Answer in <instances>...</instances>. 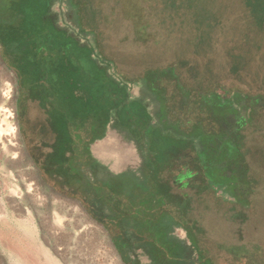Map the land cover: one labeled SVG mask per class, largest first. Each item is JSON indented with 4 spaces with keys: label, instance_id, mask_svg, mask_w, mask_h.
Wrapping results in <instances>:
<instances>
[{
    "label": "rangeland",
    "instance_id": "rangeland-1",
    "mask_svg": "<svg viewBox=\"0 0 264 264\" xmlns=\"http://www.w3.org/2000/svg\"><path fill=\"white\" fill-rule=\"evenodd\" d=\"M255 2L264 5V0H54L47 8L44 0H0V26L8 28H1L0 32V72L13 92L11 107L17 123L18 141L24 148L21 151L18 141L11 135L8 126L11 118L0 111V197L4 198L10 189L29 188L27 191L40 192L49 199L55 198L54 193L76 200L104 229L105 239L121 263L141 264L136 261L135 252L144 248H125L119 239V226L111 224L120 217V195L107 190L105 194L109 200L105 204L84 186V181L92 182L95 176L89 166L82 167V171L65 167L61 170V166L47 165L44 161L48 150L37 143L50 142L53 135L46 133V122L35 105L27 106V114H23V94L34 71L18 70V57L22 59V55L19 51L15 57L9 53L7 35L23 32L31 38L60 27L76 36L80 31L90 33L82 40L95 46L97 56L108 61L112 77L126 85L129 93L137 92L138 96L144 97L142 99L155 103L160 102L161 89H166L168 94L175 92L174 102L178 101L177 93L190 96L194 106L199 108L195 119L207 125L211 119L220 123L222 113L215 108V102L223 100L224 104L232 105L237 114L243 111V115L248 114L251 119L243 136L251 133L255 143L263 144L264 12L259 16L256 14L260 8L257 9ZM70 13L72 21L66 18ZM50 15H53L54 25L47 18ZM73 20L80 21L81 27ZM143 73L147 78L154 77V73L160 74L163 80L157 81L150 92L147 82L141 78ZM119 112L124 111L118 109L116 113ZM92 120L88 110L81 111L76 122L80 133L88 131ZM121 126L117 121L105 135L89 142L90 155L98 157L103 166L96 175H102L106 170H126L125 166H114L105 157L110 154H114L111 159L120 157L121 148L126 145L123 135H120ZM31 128L45 133L25 135L24 131ZM215 128L219 129L218 126ZM107 137L111 139L110 146L103 144ZM225 146L230 152L231 145L226 143ZM133 154L135 158L134 149ZM80 155L74 156L82 160ZM83 160H86L85 156ZM55 169L64 171L58 175L54 173ZM249 170L246 187L250 190V197L241 205L235 198L216 202L219 197L213 189L197 193L205 180L203 173L198 174L202 183L193 184L182 194L173 191V170L169 169L165 174L167 207L180 206L185 213L181 216L184 221L190 215L199 217L198 213L202 212L204 221L215 218L220 222L218 225H222L217 235L209 234L204 238L209 253L217 252L225 243L238 247L248 242V245L264 248V158L253 160ZM210 175L209 181L221 185V178ZM195 196H201L200 201ZM7 213L9 222H2L0 216V232L5 238L3 240L0 236V264H16L15 259L20 264H91V261L96 262L92 264H109L111 260L108 253L99 254L101 245L98 241L84 243L81 239L71 240L69 227L58 233L54 224L43 223L44 226L31 216V227L25 232L17 226V220L23 219V214L9 208ZM197 222H200L198 218ZM187 233L179 225L172 230L174 237L185 244L183 254L196 258L197 251ZM23 244L26 247L20 250Z\"/></svg>",
    "mask_w": 264,
    "mask_h": 264
},
{
    "label": "crops",
    "instance_id": "crops-1",
    "mask_svg": "<svg viewBox=\"0 0 264 264\" xmlns=\"http://www.w3.org/2000/svg\"><path fill=\"white\" fill-rule=\"evenodd\" d=\"M53 3L54 0H44L47 8ZM47 18L54 25L53 15ZM66 18L72 21L73 15L67 14ZM73 22L75 21L73 20ZM75 24L81 27L80 21H76ZM5 27L7 28L6 25L0 26V32L1 28L3 30ZM79 33L80 37L60 27L58 30H48L45 34L31 38H28L23 32L16 33L15 36L7 35L6 45H9V53L15 57L19 51L21 53L19 55H22V59L18 57L20 60L17 63L18 70L34 71V75L29 81L30 84L23 94L25 100L23 114H27L29 108L27 106L35 105L46 122V133L53 136L64 133L67 128L64 123L65 119H73L69 124L70 127L78 126L76 122L79 119L82 106L95 119L93 132L101 133L100 137L111 130L113 123L119 121V124L122 125L120 135H123V142L126 145L121 148L122 152L119 158L111 159L114 154L105 157L109 158L108 160H111L114 166L126 167V170L121 169L110 173L130 175V179L121 180V185L119 188H115V191L120 195L122 203L121 224H131L135 215L137 218L135 229H142L145 232L140 238H137L135 244L130 243L131 247L144 248L135 252L136 261L141 264H160L162 262L192 264L195 258L183 254L185 244L182 240L180 238L173 239V228L179 225L186 231L187 229L177 223L180 220L183 223L184 219H181V216H185L180 206H174L173 209L166 206L165 185L167 182L165 178L167 175L165 174L169 169L173 170L171 175V182L175 185L173 191L182 194L183 191L190 190L189 188L193 184L202 183V180H198L200 177L198 174L203 173L205 180L203 179V183L199 185L197 193L213 189L212 191L219 197L216 202L230 201L229 199L235 198L236 203L241 205L244 200L250 197L246 180L250 174L249 169L252 168L253 160L260 161L264 158V143H255L251 138L252 134L249 133L238 140V147L234 148V145H231L233 149L228 152L227 149L224 150L227 140L221 134H217L219 129L215 128L217 126L215 120H209L208 125L206 122H202V127L195 131H190L187 128L178 130L174 126H169L162 119L163 111L160 109V102L146 101L142 99L144 97L138 96L137 92L129 93L126 85L123 88L124 101L118 106L113 105L112 74L108 67V61L97 56L95 46L82 40L90 33L81 31ZM53 52L57 53L53 54ZM142 85L145 88L148 83L146 86ZM85 92L88 97L86 102L83 96ZM28 103L32 104L28 105ZM217 104L216 100L215 107ZM118 109L124 112L116 113ZM246 116L250 121L248 114ZM224 120L221 115L220 122ZM89 128L90 126L87 129ZM43 133L45 132H41L39 129L32 130V128L24 131L25 135H42ZM44 142L49 141L37 144L43 149L51 150V143ZM110 142L111 139L108 137L103 140L104 146H110ZM133 149L136 152L135 158ZM184 156L185 159L182 158ZM96 158L98 159V157ZM237 158L246 165L245 173L242 176H239L235 168ZM185 160L190 161L182 166L181 163ZM209 165L216 171L222 169L228 171L229 176L221 178V185L214 184L207 179ZM255 166L259 165L255 164ZM181 167H183V173L190 174L186 179L180 175ZM232 184L234 189L231 188ZM196 199L200 201L201 196ZM160 201L163 203L160 204ZM198 216L190 215L185 221L193 231L192 236L187 233L191 244L194 247H200L206 257L223 253L224 251L219 248L217 252L209 253L206 242H204V238H208L209 234H218L221 230L220 226H222L218 225L220 222L215 218L204 221L202 212L198 213ZM197 218L200 222H197ZM163 226H166L165 236L171 238L173 242L177 240L181 243L182 249L178 256L170 255L165 249H160L156 254V259H153L154 256L149 252V249L145 248L151 246L149 240L156 241V232ZM128 229L132 230L131 227ZM229 244L225 243L223 247H228ZM157 257L160 260H157Z\"/></svg>",
    "mask_w": 264,
    "mask_h": 264
},
{
    "label": "trees",
    "instance_id": "trees-1",
    "mask_svg": "<svg viewBox=\"0 0 264 264\" xmlns=\"http://www.w3.org/2000/svg\"><path fill=\"white\" fill-rule=\"evenodd\" d=\"M256 7L257 9L260 8L259 10L260 12L256 10V14H258L259 16L262 12H264L263 11L264 5L260 3H256ZM261 8H263L262 11ZM141 78L144 79L151 86H155V83L157 81L163 80L162 75L155 73H154V77L152 78L151 77L147 78L145 73H143V75H141ZM167 80L168 78H166V81ZM111 81H112L111 90H112L113 105L118 106L124 101L125 93L123 88L125 86L124 84H121V82H119L118 80H115L113 77H111ZM83 96L85 102L88 101L87 92H85ZM81 111L86 112V109H84L82 106L80 113ZM72 120H73L72 118L65 119L64 123L67 128L65 129L64 133L53 136L52 141H50L51 150L50 151L48 150V152L44 154L45 156L44 161H46V164L52 163L61 166L60 168L61 170L65 167L67 168V170L68 168H70V170L82 171V167H85L90 163L89 161L93 160V157L90 155V152L88 150V144L90 141L100 136L101 133L96 134L95 132H93L94 123H95L94 118L89 125L90 128L85 133L84 132L80 133L81 130L77 127L74 128L70 127L69 124L70 122H72ZM90 129L91 132H89ZM19 130H21V126H19ZM44 143L50 144L49 142H44ZM65 153H68V155H65ZM80 154H82L83 156H81ZM74 155L78 157L80 155L81 157H83V159L85 156L86 160L84 161L83 159L82 160L76 159ZM46 171L50 172L49 169H46ZM53 171L54 173L59 175L62 174L64 170L62 172L59 169H55ZM84 183L86 189L91 191V193L94 192V185L92 184V182L84 181ZM117 185H121V181H118ZM111 190H110L111 194L115 195L116 194L115 189H111ZM106 191L100 189L96 190V192H94L95 196L93 197H96L101 202L107 204L109 197L105 194ZM159 203L162 204L163 201H160ZM118 215L120 216V212ZM136 219L137 218L134 215L132 219L133 222L128 225L121 224V216L118 219H116V221H118L121 224L118 225L119 231L121 232L119 235L120 236L119 239L121 240L125 248L131 247L130 243H136L137 238H140L145 233L143 232L142 229L140 230L135 229L137 227ZM128 221L130 222V220ZM177 223L185 226L189 235L191 236L193 235V231L187 226V223H185V221H183L182 223L180 220ZM130 227L132 228V230L128 229ZM165 233H166V226H163L161 230L159 229L156 232V238H155L156 241L153 242L149 240V243L151 245L149 247V252L154 256V258L152 257L153 259H156V254L160 249H165L166 251H168L170 255H176V256H178L179 251H181L182 249L180 245L181 243H179L177 240L176 242H173L171 238L165 236ZM174 238L175 237H173V239ZM159 244L162 246H158ZM248 244H249L248 242H245L244 244H241L238 247L233 245H230L228 247H223L222 245L220 249L224 251L223 253H219L215 256H208V257L204 256L203 251L200 249V247L195 246V249L197 251V257L194 259L195 261L192 264H264V248L251 246ZM157 258H158L157 260H160L159 257ZM160 264H179V263L162 262Z\"/></svg>",
    "mask_w": 264,
    "mask_h": 264
},
{
    "label": "bare ground",
    "instance_id": "bare-ground-1",
    "mask_svg": "<svg viewBox=\"0 0 264 264\" xmlns=\"http://www.w3.org/2000/svg\"><path fill=\"white\" fill-rule=\"evenodd\" d=\"M3 75L4 74L0 72V111H3L5 116L11 118V121H8V126L11 135L18 141L17 123L14 119L15 115L11 107L13 105V92L9 82L4 79ZM5 105L8 106L6 107ZM17 144L18 148L23 151V145L21 146L19 141ZM10 190L11 191H7L5 193L6 195H3L4 198L0 197V213H2L0 216L3 218L1 220L2 222H9L10 217L7 213V209L9 208L12 211L23 214L21 215L24 216L23 219L17 220V226L25 232H27L29 227H31V216L36 218L42 224H54L57 232L60 230L64 231L65 228L69 227L68 234L70 235L71 240L76 241L81 239L84 243H90L91 241L93 242V240H96L101 245L99 254L106 255L108 253L110 255L111 260L109 261V264L111 262H113V264H123L121 263L112 245L105 239L107 237L105 236L104 229L87 215L84 208L80 203H78V201L59 196L54 193H52V195H54L55 198L50 197L49 199L46 196L43 197L44 194L41 195L40 192H37L36 194V192L32 193L23 189ZM45 224L43 225L45 226ZM53 228L55 229L54 226ZM0 236L3 240H5L2 232H0ZM22 246L23 247H21L20 250L26 247L24 244ZM40 258L41 257H39V259ZM14 261L16 264H20L17 259ZM92 262L95 261H91L90 263L92 264ZM99 264H101V262Z\"/></svg>",
    "mask_w": 264,
    "mask_h": 264
},
{
    "label": "flooded vegetation",
    "instance_id": "flooded-vegetation-1",
    "mask_svg": "<svg viewBox=\"0 0 264 264\" xmlns=\"http://www.w3.org/2000/svg\"><path fill=\"white\" fill-rule=\"evenodd\" d=\"M148 87L149 91L151 92L153 91L155 86H151L150 84H148ZM159 95H161L160 109L163 111L162 119H164L169 126H174L178 130H183V128H187L190 131H195L198 130V128L200 129L202 127V125L200 124V120L195 119L194 117V115H198L195 113L199 112V108L196 105L194 106V102L193 100H191L190 96L177 93V95L179 96L178 101L174 102L175 92H171L168 94L166 89H161ZM222 101L223 100L218 101V104L215 107L217 111L221 112L225 118V120L220 123L215 120L216 125L219 128L217 134H221L225 137V139L227 140L225 141V144L229 143L230 145H234L233 147L236 148L239 144L238 140L242 139L244 130L245 128H247L249 121L246 116L243 115V111H240V114H237L235 108L232 105H226ZM234 115H237V117L235 118ZM226 148L227 147L225 146L224 150H226ZM182 158L185 159V156ZM93 160L89 161L90 163L87 166H89L91 172H94L95 174L92 180V184L94 185V192L99 189L106 191L110 189L119 188L120 185L117 184L118 181H121L120 179H130V175L118 173L114 174L108 172L107 170L103 173L104 175H96L97 172H99V168L103 166L101 165L102 162L99 159L93 157ZM187 161L190 160L183 161L181 165L183 166L187 163ZM235 168L236 171L239 173V176H242V174L245 173L246 165L244 162L239 161L237 158L235 162ZM207 169L209 172L207 176L208 180L211 176L210 174L219 178H222L223 176H229L228 171L226 169L216 171L215 168H213L211 165H209ZM180 170V175L184 176L185 179L189 177L190 174L183 173V167H181ZM231 188L234 189L233 184L231 185ZM94 192L93 196H95ZM111 224L116 227L117 225H121L116 220Z\"/></svg>",
    "mask_w": 264,
    "mask_h": 264
}]
</instances>
